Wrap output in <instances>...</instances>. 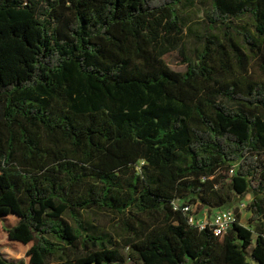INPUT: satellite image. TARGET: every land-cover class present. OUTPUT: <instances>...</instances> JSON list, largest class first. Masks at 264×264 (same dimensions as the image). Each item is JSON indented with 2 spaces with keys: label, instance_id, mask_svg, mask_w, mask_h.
Here are the masks:
<instances>
[{
  "label": "trees",
  "instance_id": "obj_1",
  "mask_svg": "<svg viewBox=\"0 0 264 264\" xmlns=\"http://www.w3.org/2000/svg\"><path fill=\"white\" fill-rule=\"evenodd\" d=\"M184 1L0 0V237L29 245L0 264H264V0H213L179 71ZM248 196L222 235L181 209Z\"/></svg>",
  "mask_w": 264,
  "mask_h": 264
},
{
  "label": "rangeland",
  "instance_id": "obj_2",
  "mask_svg": "<svg viewBox=\"0 0 264 264\" xmlns=\"http://www.w3.org/2000/svg\"><path fill=\"white\" fill-rule=\"evenodd\" d=\"M213 5V0H185L179 8L180 14L184 20L187 21L188 27L181 44L177 49L171 51L166 55L165 59L170 66L179 71H184L187 68L184 58L193 55L197 47L200 46V36L206 32L207 23L205 20L206 11L210 10ZM245 23L244 21H238ZM253 74L259 76L260 71L257 68L253 69ZM248 196L243 203H236L232 206L234 209H238L240 214V221L243 225H249L250 212L247 211V204L251 200ZM100 223L109 228L110 221L106 218H101ZM113 223V222H111ZM29 245H17L9 241L6 236L0 237V252L8 259L18 261L24 259L28 263L26 252ZM124 264H134L128 259Z\"/></svg>",
  "mask_w": 264,
  "mask_h": 264
},
{
  "label": "built area",
  "instance_id": "obj_3",
  "mask_svg": "<svg viewBox=\"0 0 264 264\" xmlns=\"http://www.w3.org/2000/svg\"><path fill=\"white\" fill-rule=\"evenodd\" d=\"M175 208H179L176 203ZM181 209L188 214L192 225L201 229L211 226L214 232L219 235L224 234L237 220L234 208L218 209L210 213L207 209H200L196 205L186 204Z\"/></svg>",
  "mask_w": 264,
  "mask_h": 264
}]
</instances>
